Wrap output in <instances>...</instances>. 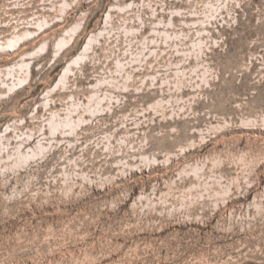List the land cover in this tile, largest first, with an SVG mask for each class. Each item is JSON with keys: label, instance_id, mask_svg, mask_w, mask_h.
I'll return each mask as SVG.
<instances>
[{"label": "rangeland", "instance_id": "1", "mask_svg": "<svg viewBox=\"0 0 264 264\" xmlns=\"http://www.w3.org/2000/svg\"><path fill=\"white\" fill-rule=\"evenodd\" d=\"M0 264H264V0H0Z\"/></svg>", "mask_w": 264, "mask_h": 264}, {"label": "bare ground", "instance_id": "2", "mask_svg": "<svg viewBox=\"0 0 264 264\" xmlns=\"http://www.w3.org/2000/svg\"><path fill=\"white\" fill-rule=\"evenodd\" d=\"M78 28V27H77ZM77 28H71V29H66L65 31H64V34L66 35V36H68L69 35V37H68V39H66V40H63L62 39V41H58V46H59V48H64V47H67L70 43H71V41H72V37H73V35L75 34V32L77 31ZM35 35V34H34ZM31 36H33L32 34H31ZM28 37V36H27ZM24 40V38H21V39H19V40H17V42L14 44V46L12 47V45H11V49H13V48H15L18 44L20 45V43L22 42ZM7 41V40H6ZM90 41H91V38L90 37H88V39H87V41H86V43L84 44V46H83V48L81 49L82 51H81V53L83 52V51H85L87 48H88V46H89V44H90ZM9 45V44H8ZM8 50H10V47L9 48H7ZM80 53V54H81ZM79 57H80V55H77V56H74V57H72L69 61H68V63H67V65L65 66V68H64V70H63V74L65 73V71H66V69H70V67L71 66H75V64L78 62V59H79Z\"/></svg>", "mask_w": 264, "mask_h": 264}, {"label": "water", "instance_id": "3", "mask_svg": "<svg viewBox=\"0 0 264 264\" xmlns=\"http://www.w3.org/2000/svg\"><path fill=\"white\" fill-rule=\"evenodd\" d=\"M85 42H86V40H85ZM84 45V44H83ZM83 45H82V47H83Z\"/></svg>", "mask_w": 264, "mask_h": 264}]
</instances>
